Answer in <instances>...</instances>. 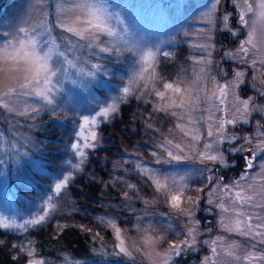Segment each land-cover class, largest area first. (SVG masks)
<instances>
[{
    "label": "rangeland",
    "instance_id": "1",
    "mask_svg": "<svg viewBox=\"0 0 264 264\" xmlns=\"http://www.w3.org/2000/svg\"><path fill=\"white\" fill-rule=\"evenodd\" d=\"M131 100L138 140L100 153ZM50 221L82 257L37 251ZM0 238L23 264H264V0H0Z\"/></svg>",
    "mask_w": 264,
    "mask_h": 264
},
{
    "label": "trees",
    "instance_id": "2",
    "mask_svg": "<svg viewBox=\"0 0 264 264\" xmlns=\"http://www.w3.org/2000/svg\"><path fill=\"white\" fill-rule=\"evenodd\" d=\"M134 101L123 103L121 105L120 117L116 118L112 123L104 125L106 131H111L109 137L112 142H107V147L100 151L107 156L113 155L121 151L120 145H131L138 140L139 135L133 134L130 129V122L133 116ZM81 181L83 186L88 190L90 195L79 193L89 204L98 206V200L95 198L99 195L101 185L94 181ZM37 251L40 254H54L65 251L73 257H82L86 252V244L88 231L79 226L60 227L53 221H50L46 227L38 229L36 232ZM26 258L22 255H14L8 242L0 238V264H23Z\"/></svg>",
    "mask_w": 264,
    "mask_h": 264
}]
</instances>
